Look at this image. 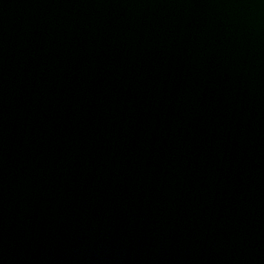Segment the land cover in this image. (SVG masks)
Instances as JSON below:
<instances>
[{
  "label": "water",
  "instance_id": "95a60500",
  "mask_svg": "<svg viewBox=\"0 0 264 264\" xmlns=\"http://www.w3.org/2000/svg\"><path fill=\"white\" fill-rule=\"evenodd\" d=\"M0 264H264V0H0Z\"/></svg>",
  "mask_w": 264,
  "mask_h": 264
}]
</instances>
